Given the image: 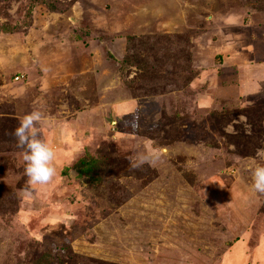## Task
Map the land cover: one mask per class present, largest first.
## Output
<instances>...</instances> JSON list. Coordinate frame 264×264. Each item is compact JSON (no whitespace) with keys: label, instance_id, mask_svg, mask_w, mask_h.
<instances>
[{"label":"rangeland","instance_id":"obj_1","mask_svg":"<svg viewBox=\"0 0 264 264\" xmlns=\"http://www.w3.org/2000/svg\"><path fill=\"white\" fill-rule=\"evenodd\" d=\"M59 1L26 25L0 0V264H264V0ZM33 109L42 185L12 136Z\"/></svg>","mask_w":264,"mask_h":264},{"label":"clouds","instance_id":"obj_2","mask_svg":"<svg viewBox=\"0 0 264 264\" xmlns=\"http://www.w3.org/2000/svg\"><path fill=\"white\" fill-rule=\"evenodd\" d=\"M43 119L42 112L33 109L19 118L12 131L16 147L21 150L24 175L29 185L46 184L55 175L53 148L40 138L39 126ZM256 155L264 161V149H258ZM250 179L251 189L264 194V163H257L250 169Z\"/></svg>","mask_w":264,"mask_h":264},{"label":"trees","instance_id":"obj_3","mask_svg":"<svg viewBox=\"0 0 264 264\" xmlns=\"http://www.w3.org/2000/svg\"><path fill=\"white\" fill-rule=\"evenodd\" d=\"M70 2H73L75 0H69ZM27 3V9H26V15L27 17H25L26 21L24 22V24L26 25H30L29 22V17L30 14L33 10V8H35L36 4H43L45 5L49 10L51 11H58V12H62L64 11L68 5L70 3H61L59 0H54V1H50V0H26ZM12 30V28L7 27L5 25H0V31L3 32H10ZM103 155L102 153L99 154L98 156H88V157H83L79 160L78 164L80 165L78 171L79 173L82 175H86L87 176V180L90 181L93 178H97L96 175V171L98 170V168H102L103 164ZM99 179V178H98ZM47 255L51 254L48 252ZM46 255V253H44L38 260L34 261L33 264H47L48 263V256Z\"/></svg>","mask_w":264,"mask_h":264},{"label":"built area","instance_id":"obj_4","mask_svg":"<svg viewBox=\"0 0 264 264\" xmlns=\"http://www.w3.org/2000/svg\"><path fill=\"white\" fill-rule=\"evenodd\" d=\"M17 79H18V77L16 76V77H15V80H17Z\"/></svg>","mask_w":264,"mask_h":264}]
</instances>
